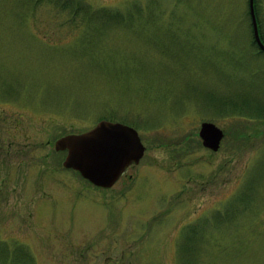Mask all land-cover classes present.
Instances as JSON below:
<instances>
[{
    "label": "rangeland",
    "instance_id": "374dc122",
    "mask_svg": "<svg viewBox=\"0 0 264 264\" xmlns=\"http://www.w3.org/2000/svg\"><path fill=\"white\" fill-rule=\"evenodd\" d=\"M252 37L248 0H0V264H264ZM100 119L145 146L110 188L54 148Z\"/></svg>",
    "mask_w": 264,
    "mask_h": 264
},
{
    "label": "water",
    "instance_id": "95a60500",
    "mask_svg": "<svg viewBox=\"0 0 264 264\" xmlns=\"http://www.w3.org/2000/svg\"><path fill=\"white\" fill-rule=\"evenodd\" d=\"M248 5L253 38L264 51V42L259 34L254 11V0H248ZM198 135L204 147L216 151L224 132L213 122L202 121ZM54 148L67 150L62 162L64 167L78 171L92 184L105 188L112 186L129 165L137 164L145 151L135 128L107 119L99 120L87 131L57 138Z\"/></svg>",
    "mask_w": 264,
    "mask_h": 264
},
{
    "label": "trees",
    "instance_id": "16d2710c",
    "mask_svg": "<svg viewBox=\"0 0 264 264\" xmlns=\"http://www.w3.org/2000/svg\"><path fill=\"white\" fill-rule=\"evenodd\" d=\"M259 24V23H258ZM259 26V25H258ZM259 28V33H260V37H261V39H262V41L264 42V37L262 36V33H261V30H260V26L258 27ZM253 38V37H252ZM253 44L257 47V49H258V51L259 52H261V53H264V51H262L259 47H258V45L256 44V42H255V40L253 39ZM242 110H244L245 112H247L248 110H250L251 108H252V105H250V104H247V103H244V104H242ZM261 111L262 110H260L258 113L259 114H261Z\"/></svg>",
    "mask_w": 264,
    "mask_h": 264
}]
</instances>
